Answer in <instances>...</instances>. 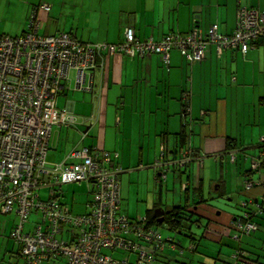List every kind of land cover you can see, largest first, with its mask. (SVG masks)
Here are the masks:
<instances>
[{
    "label": "crops",
    "instance_id": "1",
    "mask_svg": "<svg viewBox=\"0 0 264 264\" xmlns=\"http://www.w3.org/2000/svg\"><path fill=\"white\" fill-rule=\"evenodd\" d=\"M42 1H48L52 11L39 13L40 34L72 33L78 41L91 44H118L123 39L124 28L129 26L136 30L141 40L155 41L162 40L169 33H188L194 26L207 33L214 23L219 24L222 33H230L236 28L239 4L264 10V0H34L28 9ZM258 42L246 56L239 49L227 50L220 56L211 47L199 65L187 63L179 51H172L169 65L164 64L157 54L143 58L104 55L94 71V93L75 95L66 101L65 109L76 118V123L53 131L47 156V161L51 159L49 165L63 162L68 151L71 153L77 146L119 152L121 195L125 187L131 189L142 176H146L147 183L155 177L154 181L161 184V197L160 204L154 206L156 210L167 211L163 207L162 183L166 181L168 184L171 168L176 172L173 166H169L167 158L171 157V150L182 148L185 138V142L191 141L195 148L196 159L201 160L185 170L188 175L182 192L188 186L189 199L184 194L178 203L192 206L201 182L205 196H209L210 203L217 207L204 206L206 215L229 224L234 209L219 206L214 200L222 197L230 203L234 195L241 196L242 163L248 165L257 158L258 152L264 154V37ZM75 75L76 72L72 71L67 89L62 93L76 91ZM184 102L189 111L187 116H184ZM79 136L81 142L67 144L70 137L76 139ZM228 141L235 148L227 150ZM163 145L167 148L166 159L162 155ZM189 153L187 151L186 155ZM227 155L232 163H236V181L232 177L227 180L223 177ZM232 156L236 157V162L232 161ZM211 157L215 158L211 162L217 164V176L220 173V177L216 180L217 176L214 179V175H210L211 180L206 181L205 163ZM201 173L204 176L200 177ZM181 175L172 176L176 180L181 179ZM221 184L225 193L222 196L218 193ZM251 192L255 193L254 198L261 193L259 189ZM87 195L90 200L89 187ZM63 196L60 199L67 203ZM89 200L84 204L83 213ZM172 202L175 204V199ZM8 215H14L17 221L15 214ZM8 215L0 214V221L1 217ZM210 231L208 238L202 240L207 244H235L228 236L220 242L215 239L218 234ZM6 232L4 234L0 223V259L11 255V260H20L9 237L10 232ZM203 261L199 264H213L212 258Z\"/></svg>",
    "mask_w": 264,
    "mask_h": 264
},
{
    "label": "built area",
    "instance_id": "2",
    "mask_svg": "<svg viewBox=\"0 0 264 264\" xmlns=\"http://www.w3.org/2000/svg\"><path fill=\"white\" fill-rule=\"evenodd\" d=\"M238 14V27L232 35L219 34L218 26L213 25L207 40L194 32L141 42L135 30L128 28L118 45L86 44L66 33L40 36L39 22L34 20L31 32L22 38L0 39V214L17 216L10 238L21 247L27 264H59L58 258L65 264H153L161 233L149 226L146 216L136 221L119 214L118 153L75 148L63 162L47 164L53 131L76 122L67 109L58 108V92L75 71V90L94 93V71L104 52L129 58L156 53L166 64L173 48L181 49L191 62L202 61L210 44L220 54L238 47L246 54L249 43L264 34V11L242 9ZM188 161L183 158L180 165ZM76 182L86 183L93 195V209L87 216H75L60 199L62 186ZM43 189L49 190L46 199L41 196ZM32 213L40 222L26 232ZM238 228L246 233L255 229L248 223ZM105 250L129 256L120 260ZM131 256L137 260L132 261Z\"/></svg>",
    "mask_w": 264,
    "mask_h": 264
},
{
    "label": "trees",
    "instance_id": "3",
    "mask_svg": "<svg viewBox=\"0 0 264 264\" xmlns=\"http://www.w3.org/2000/svg\"><path fill=\"white\" fill-rule=\"evenodd\" d=\"M45 5H49L50 6V8H49L50 11L44 9ZM242 9H247V10L248 9H250V10L253 9V10L258 11V12L264 11V10H258V9L254 8V7H246V6H243V5L239 4L238 7H237V11H236L237 18H236V28H235V30L233 32H230V33H222V31L220 30L219 24L214 23L213 25L218 26L217 32L219 34H222V35H227V36L228 35H232L237 30V27H238L237 24L239 22V14L238 13ZM42 11L43 12H51L52 11L51 4L48 1H42L39 4L33 5V7L29 10V13H28V16H27L28 17L27 20H26L27 27L22 31L21 34L16 35V36L11 35V34L10 35L3 34V35H0V39L7 38V37L8 38H11V37L22 38V36H25V35L29 34L31 32V29H32L33 20L36 21V22H39V13L42 12ZM39 24H40V22H39ZM213 25L207 31V33H204L198 27L194 26V28L192 30H190L188 33H181V32L169 33V34L165 35L164 38H166L167 36H170V37L189 36V35L193 34L194 32H198V33H200L202 35L203 38H205L207 40V37L209 36L210 31L213 28ZM39 28H38L37 34H39L40 36H44L45 37V35H42V34L39 33ZM128 28H133V27L129 26V27H125L124 28L123 39L120 42H118V44L123 43V41L125 39L126 31H127L126 29H128ZM58 34H61V33H58ZM66 34H69V35H71V36H73L75 38L74 34H72V33H66ZM135 34H136V30H135ZM263 37H264V34L261 36L260 39L254 41V42H250L249 46H248V51H247L246 54L243 53V51H242V49L240 47H238V48H226V50L222 51V54H224L227 50H238L239 49V50L242 51L243 55L246 56L248 54L250 48H252L254 46V44L256 42L260 41ZM136 38L139 39V41H141V42L149 40V39H146V40L142 39L141 40L137 36V34H136ZM162 40H160V41H162ZM160 41H158V42H160ZM78 42H80V41H78ZM80 43H82V42H80ZM83 43H85V42H83ZM95 43H103V42H95ZM106 43L109 44V45H118V44H113V43H108V42H106ZM258 43H256V44H258ZM86 44H91V43H86ZM211 47H213V48H215V50H217V46L215 44L214 45L210 44L209 46H207L206 49H205V51H206L205 56L202 59V61H200V62H191V61H189L187 59V57L183 54L181 49H179V48L178 49L177 48H173L170 51V54L172 53V51H179V52H181L182 57L187 61V63H189L190 65L191 64L192 65H194V64L199 65V64H202V62L206 59L207 54H208V49L211 48ZM119 54H122V53L118 52V54H113L111 56L119 55ZM154 54H156V53H154ZM154 54H151V55H154ZM222 54H219V55L221 56ZM101 55L102 56L99 57L98 62H100V58L101 57H103L104 55L107 56V55H109V53L108 52H104ZM157 55H159V54H157ZM124 56H126V55H124ZM147 56H149V55H147ZM164 64H166V63L164 62ZM166 65H169V62ZM69 79H70V77H69ZM69 79L68 80H64L62 82V89L58 92L59 93L58 97L62 94V92L65 89H67L66 86H67L68 82H70ZM74 87H75V85H74ZM78 92H80V91H78ZM81 93H84V92H81ZM58 97H57V99H58ZM184 108H185L184 109V116H187L189 111H188V107H187V103L186 102H184ZM182 145L183 146H182L181 149L178 148V149H175V150L174 149L171 150V152L169 154L171 157L167 158L168 159V163H170L169 166L170 167L173 166L176 169V172L180 171L181 174L186 172L185 170L188 168L189 165L195 163V161L201 160V158H199L198 160L196 159L197 157H195V148L192 147L191 141L186 143L185 142V138H184L182 140ZM228 145L229 146H228L227 150H230L231 148H235L234 147L235 145H233L231 143V141L230 142L228 141ZM83 147L77 146L75 148L78 149V148H83ZM89 148H91V147H89ZM162 148H163V154H162L163 158L166 159L165 155H167V148H165L164 145H163ZM91 149H94V148H91ZM101 151H105V150H101ZM187 151L190 152L188 156L186 155ZM107 152H109V151H107ZM111 152L119 154V152H116V151H111ZM262 152L263 151L258 152L259 154L257 155V158L256 159L254 158V161L252 163L250 162L247 165V167L242 169L243 174H244V176H243L244 182H243V189L241 191H239V193L243 192L242 195L244 196V199L240 203L241 204L240 205V210H238L237 206H235V208H236L238 213L235 212L232 215L233 218H232V220H231V222L229 224L224 223V222L222 223L221 221H219V219L218 220H215V219L213 220L211 218H208V216L206 215L207 211L204 208V206L208 207V208L209 207L217 208V207H215L214 205H212V203H210V201H212V200L209 198V196L208 197L205 196L204 189L202 187L203 185L200 182L199 188L196 189V191H195L196 192L195 194L197 196H196V200H195L194 204H192V206L188 207V205L186 203L184 206H178V207H174L173 210H167L168 211L167 212V216L165 217L164 221L161 222V223L158 222V218L154 217V212H156V210L149 211L145 215L146 219L149 221V226L151 225L154 228L155 224L157 226H162V225L166 224L169 227V229H171L172 231H176V232H178L181 235L189 236L191 242L195 241L197 243V245L192 243L191 247L189 248V250L192 251V252H197L198 251V247H199V245H201V241L203 239L208 238L206 236L208 234H210L211 233L210 230H212L215 234H218L217 236H215V239L220 240V242H222V239H223L224 236H228L231 239V241H233L235 243L233 246L230 245V247L233 249V252H235V263H230V262L224 261L223 264H264V261H263L264 257L260 253H255V252H253L250 249H245L244 248V245H245L244 238H246V236L249 237V236L254 235V237H256L258 231L262 232L264 230V215H261L260 212H259V210L263 206V202H264V154ZM176 155H179V158L176 157ZM183 158H186L189 161L185 165L181 166L180 165V161L183 160ZM119 159H120V154L115 159L116 166H120V164L118 162ZM232 161L236 162V158L234 160L232 159ZM256 161H257V165H254V162H256ZM222 172L224 173V171H222ZM184 184L186 185V183H184ZM184 188H186V189H184V194H185L186 198L189 199L188 186L184 187ZM121 189H122V186H121ZM223 189H224V187L221 184L220 185V189L218 191V193H220V196L225 194ZM256 189H259V191L261 193H259V195L256 196V198H254V196H255L254 194L255 193H253L251 191L252 190H256ZM244 191L247 192V193H245ZM89 195H90V200H89V203L86 205V212L78 214V215L75 213V211L72 210V208L67 203H64L62 200L61 201H62L63 205H66V206L70 207L71 212L75 216H77V217L78 216H87V215H89L92 212L93 204H94L93 195H91V194H89ZM62 196H63V194L60 197H62ZM44 199H46V198H44ZM122 203H123V199L121 198V204L119 206V214H121L123 216L126 215L127 217H129L127 214H124L122 212V209H121ZM228 204L231 205L230 203H228ZM232 206L233 205H231V207ZM185 217H187V219H185ZM129 218L132 219L131 217H129ZM16 222H15V224H16ZM204 222H206L208 224L204 225ZM247 223L248 224H252L255 229L254 230L252 229L251 231L246 233L247 231H242L240 228H238L239 224L245 225ZM14 225H13V227H14ZM214 227H216V228H214ZM193 228H197L198 231L194 233L193 230H192ZM12 229H11V231H12ZM69 230H70V228L66 229L65 235L69 234V232H70ZM156 230L158 232H160L158 229H156ZM214 230H216V232ZM11 231H10V233H11ZM161 236H162V241L160 243L161 246L159 247L158 251H154V253L152 255L153 256V264H157L159 262V259L161 258L160 255L163 253V251L167 247L168 243L172 244V249L173 250L178 249V247L180 245V244L173 243V240L171 238L168 239V241L164 240L162 233H161ZM9 237H10V234H9ZM258 239L263 240L261 238H258ZM155 245H157V244L153 243V246H155ZM254 249H256V248L254 247ZM260 250L261 249H259L258 251L260 252ZM18 253H19L22 261H24V264H27V261L25 260V257L22 254V250H21L20 246L18 248ZM183 253H184V251L182 250L181 254H183ZM57 260H58L59 264H65V260H62V259H59V258ZM136 260H137V258H135L134 262ZM43 264H47L46 261H44Z\"/></svg>",
    "mask_w": 264,
    "mask_h": 264
},
{
    "label": "rangeland",
    "instance_id": "4",
    "mask_svg": "<svg viewBox=\"0 0 264 264\" xmlns=\"http://www.w3.org/2000/svg\"><path fill=\"white\" fill-rule=\"evenodd\" d=\"M33 2L34 0H0V35L11 34L16 36L21 34V32L26 28V24H27L26 17L29 12L28 6ZM84 93L78 91L77 92L66 91V93H62L58 97V105L60 109L61 108L65 109L66 107L65 103L67 100H70L75 95L82 96L84 95ZM64 131L67 132L66 130ZM251 136L249 138L250 139L249 141H251ZM254 138L258 140L257 136H254ZM254 138H252V140ZM79 142H81L80 136L77 137L76 139L70 137L67 144L75 145ZM52 152L53 151H51V154ZM69 154L70 151H68V155ZM226 157L227 160H225L224 162L225 171L223 173V177L225 178V180H227L228 178L230 179L232 177V179L236 181V174L234 171L235 170L234 167L236 166V164L231 162L228 155ZM211 158L212 159L207 158L205 163L206 181L207 179L211 180L210 175H214V179L217 176L218 166L217 164L213 165L211 161L215 160V158L214 157ZM48 161H51V159L49 158ZM48 161L47 164L49 165ZM211 164L213 165L212 167L210 166ZM245 167H247L246 162H243L241 169ZM169 172H170L169 174L170 177L168 180V184L166 181L162 183L164 184L163 192H162L163 193L162 196L164 198L163 207L167 208L168 210H173L174 207H178L181 205L180 203H178V201L184 198V192H182V185L186 183L188 171H186L185 173H183V175H181L182 176L181 179L176 178V180L173 179L172 175L175 174V176H179L181 172L177 171L178 172L177 174L173 170V168H171ZM201 176H204V173H201L200 177ZM219 177H220V173L217 176L216 180H219ZM154 179L155 177L152 178V180H150V182L148 181L147 183L146 176H142L141 179L136 180V182L133 184L134 186H132L131 189L128 190V188L125 187V189L123 190V196L121 195V198L123 199L122 209H124L125 211L123 212L124 214H127L129 216L133 215L130 217L137 220V218L145 216L149 211H154L157 209L155 208L156 206H154V204L156 205L160 204L161 184L155 182ZM86 185L87 184L84 182L83 183L76 182V183L64 184V186H62L64 200H66L67 203L74 208L73 210L77 215L84 212L83 211L85 206L84 204H86V202L89 200L87 195L88 187H86ZM237 188L238 187L236 186L234 189V193H236ZM228 189L230 190L229 186ZM214 190L215 189H213L212 192H214ZM41 196L42 198H48L49 190L43 189L41 191ZM173 199H175L176 202L175 204L172 202ZM243 199H244L243 195L239 196L236 194L234 195V200L230 202V204L233 205L232 207L236 213L238 212L235 206H237V209L240 210V205H241L240 203ZM226 201L227 200L222 197L215 198L214 200L215 204L219 206L225 207V205H227L228 207H230L231 205H229ZM183 202L184 200H182V203ZM13 217L14 215L1 217L0 223L3 226L4 234H5V230H7L6 233L8 234L10 232V229L13 228V225L16 222V218ZM13 219L15 221H13ZM38 222H40L39 217H37L35 213H32L30 215L29 223L26 226V232H30L31 229L35 228ZM154 228L158 229L162 233L164 240L168 241V239L171 238L173 240V243L180 244L178 249L173 250L172 244L167 242L168 243L167 247L160 255L161 258L159 259V262L157 264H199L200 261L204 262L203 260L206 259L207 261L209 258H212L213 264H223L224 261L235 263V252H233V249L230 246H226L225 244L216 245L214 243L207 244L206 241H202V245H199L198 251L192 252L189 250V247L192 245V243L196 245L197 243L195 241L191 242L189 236L181 235L176 231H172L171 229H169V227L166 224L162 226H157L155 224ZM192 230L194 233L198 231L197 228H193ZM258 238H261L263 240H260ZM244 240H245V245H244L245 249H250L255 253H260L264 257V230L262 232L258 231L256 237H254V235L249 237L246 236ZM13 242L12 245L14 246L15 243ZM15 246H16L15 248H17L18 250L19 246L17 245ZM254 247L256 249H254ZM259 249H261L260 252L258 251ZM182 250L184 251L183 254H181ZM104 253L111 255L113 258H117L120 260H127L129 256L128 253L122 251H115L114 253H112L111 251L105 250ZM131 259L134 261L135 257L131 256ZM0 264H24V261H22L21 259L17 260L16 258H13L11 260V255H8L0 259Z\"/></svg>",
    "mask_w": 264,
    "mask_h": 264
},
{
    "label": "flooded vegetation",
    "instance_id": "5",
    "mask_svg": "<svg viewBox=\"0 0 264 264\" xmlns=\"http://www.w3.org/2000/svg\"><path fill=\"white\" fill-rule=\"evenodd\" d=\"M167 212L168 211L163 210V209L157 211V213L161 215L160 217H158V219L159 220H161V219L164 220L165 217L167 216ZM259 212H260L261 215H264V202H263V206L261 207V209L259 210ZM185 219H187V217H185Z\"/></svg>",
    "mask_w": 264,
    "mask_h": 264
},
{
    "label": "water",
    "instance_id": "6",
    "mask_svg": "<svg viewBox=\"0 0 264 264\" xmlns=\"http://www.w3.org/2000/svg\"><path fill=\"white\" fill-rule=\"evenodd\" d=\"M157 211H159V210H156V212H155V214H154V217H156V218H158V217L161 216L160 214L157 213ZM163 221H164V220H162V219H161V220L158 219V222H159V223H161V222H163Z\"/></svg>",
    "mask_w": 264,
    "mask_h": 264
}]
</instances>
